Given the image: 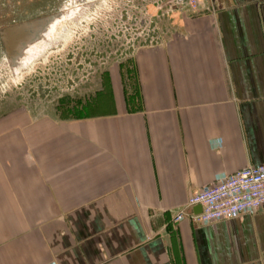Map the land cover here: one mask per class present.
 <instances>
[{"label":"crops","instance_id":"1","mask_svg":"<svg viewBox=\"0 0 264 264\" xmlns=\"http://www.w3.org/2000/svg\"><path fill=\"white\" fill-rule=\"evenodd\" d=\"M199 1L164 12L111 105L2 124L0 264H264V206L172 220L264 166V0Z\"/></svg>","mask_w":264,"mask_h":264},{"label":"rangeland","instance_id":"2","mask_svg":"<svg viewBox=\"0 0 264 264\" xmlns=\"http://www.w3.org/2000/svg\"><path fill=\"white\" fill-rule=\"evenodd\" d=\"M176 0H0V29L64 13L53 35L33 43L13 69L0 42L1 126L25 118L78 119L111 105L114 85L135 89L133 57L160 43ZM1 134V132H0Z\"/></svg>","mask_w":264,"mask_h":264},{"label":"built area","instance_id":"3","mask_svg":"<svg viewBox=\"0 0 264 264\" xmlns=\"http://www.w3.org/2000/svg\"><path fill=\"white\" fill-rule=\"evenodd\" d=\"M176 1L191 11L201 7L199 0ZM197 205H200L201 211L193 213L192 208ZM263 206L264 166H247L189 196L176 210L172 220L178 222L185 217L197 222L231 219Z\"/></svg>","mask_w":264,"mask_h":264},{"label":"water","instance_id":"4","mask_svg":"<svg viewBox=\"0 0 264 264\" xmlns=\"http://www.w3.org/2000/svg\"><path fill=\"white\" fill-rule=\"evenodd\" d=\"M64 13H55L35 17L0 29V42L8 63L13 69L22 66L26 48L35 42L46 39L50 26ZM195 213L201 211L200 205L195 206Z\"/></svg>","mask_w":264,"mask_h":264},{"label":"bare ground","instance_id":"5","mask_svg":"<svg viewBox=\"0 0 264 264\" xmlns=\"http://www.w3.org/2000/svg\"><path fill=\"white\" fill-rule=\"evenodd\" d=\"M63 19H64V16L62 17V20H63ZM55 29H56V24L53 23V24L50 26L49 30H48V31H49L48 34L53 35ZM35 43H36V42H35ZM32 44H33V43H32ZM32 44H30V45L26 48V50H27Z\"/></svg>","mask_w":264,"mask_h":264},{"label":"trees","instance_id":"6","mask_svg":"<svg viewBox=\"0 0 264 264\" xmlns=\"http://www.w3.org/2000/svg\"><path fill=\"white\" fill-rule=\"evenodd\" d=\"M38 17V16H37ZM33 18H35V17H33Z\"/></svg>","mask_w":264,"mask_h":264}]
</instances>
